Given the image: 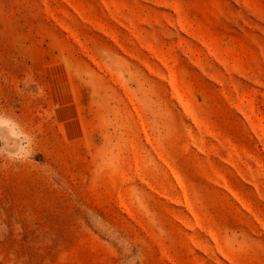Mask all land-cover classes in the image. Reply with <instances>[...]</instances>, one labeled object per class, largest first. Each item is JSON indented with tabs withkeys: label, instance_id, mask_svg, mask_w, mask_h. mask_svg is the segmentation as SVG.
Listing matches in <instances>:
<instances>
[{
	"label": "rangeland",
	"instance_id": "rangeland-1",
	"mask_svg": "<svg viewBox=\"0 0 264 264\" xmlns=\"http://www.w3.org/2000/svg\"><path fill=\"white\" fill-rule=\"evenodd\" d=\"M0 264H264V0H0Z\"/></svg>",
	"mask_w": 264,
	"mask_h": 264
}]
</instances>
